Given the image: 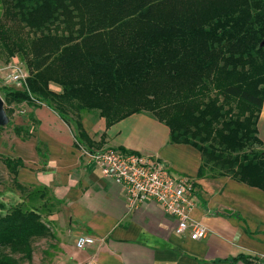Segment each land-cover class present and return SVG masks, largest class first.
Returning <instances> with one entry per match:
<instances>
[{
	"label": "trees",
	"instance_id": "16d2710c",
	"mask_svg": "<svg viewBox=\"0 0 264 264\" xmlns=\"http://www.w3.org/2000/svg\"><path fill=\"white\" fill-rule=\"evenodd\" d=\"M0 6L1 64L16 61L28 74L25 90L0 89L7 118L14 106L44 105L91 151L84 114H96L107 129L146 114L168 129L169 144L199 153L198 178H229L264 193V143L257 136L264 0H0ZM25 120L6 125L22 140L37 125L32 114ZM36 150L46 157L44 145ZM0 163L21 195L0 214V264H19L15 255L31 261L33 241L51 237L42 212L57 204L46 189L18 183L20 159Z\"/></svg>",
	"mask_w": 264,
	"mask_h": 264
},
{
	"label": "crops",
	"instance_id": "0c3cea01",
	"mask_svg": "<svg viewBox=\"0 0 264 264\" xmlns=\"http://www.w3.org/2000/svg\"><path fill=\"white\" fill-rule=\"evenodd\" d=\"M25 108L9 122L24 126L32 114L37 121L32 136L12 137L1 154L22 161L19 184L46 189L57 204L42 212L54 241L53 264H264V193L229 178H198L199 153L169 144L164 125L146 114L132 115L108 129L93 113L82 120L91 151L138 153L157 159L174 178L192 181L190 216L207 231L199 241L177 236L176 221L154 202L131 207L122 188L81 154L71 128L56 113L44 105ZM257 136L264 143V101ZM38 143L45 146L46 157L37 153ZM16 193L15 205L21 202ZM79 236L92 238L94 244L77 250Z\"/></svg>",
	"mask_w": 264,
	"mask_h": 264
},
{
	"label": "built area",
	"instance_id": "2783aa9c",
	"mask_svg": "<svg viewBox=\"0 0 264 264\" xmlns=\"http://www.w3.org/2000/svg\"><path fill=\"white\" fill-rule=\"evenodd\" d=\"M27 77V72L16 61L0 67L4 87L25 90ZM80 151L98 166L103 177L122 188L131 207L152 201L176 221L174 233L177 236L194 241L206 238V229L190 216L194 190L190 179L174 178L157 159L138 153L118 149L86 151L80 148ZM93 244L92 238L79 236L75 248L83 250Z\"/></svg>",
	"mask_w": 264,
	"mask_h": 264
},
{
	"label": "rangeland",
	"instance_id": "374dc122",
	"mask_svg": "<svg viewBox=\"0 0 264 264\" xmlns=\"http://www.w3.org/2000/svg\"><path fill=\"white\" fill-rule=\"evenodd\" d=\"M1 13H2V10L0 6V18H1ZM2 62L3 61L0 60V67L3 65L1 64ZM1 88H4V84H3V81L0 79V89ZM56 88L57 86L51 85L52 90ZM14 109H15V113H14L15 115L16 112L17 114H23L22 111L25 110L26 108H25V105H19L17 107L14 106ZM4 110H5V106H4ZM87 114L83 115L82 120L84 119L85 116H87ZM25 115H27V113H25ZM95 116L96 114L94 115V117ZM11 118H12L11 116L8 118V123ZM14 136L15 135L13 134L10 126L2 127V129L0 130V157H5L3 154H1V149L2 151L8 150L9 143L7 140L11 139ZM167 171L170 172L169 169H167ZM16 194L17 193L13 187L9 174H7L5 168L0 163V205L3 206V209H0V214H4L6 211L10 210L13 206H15V203H16L15 195ZM41 205L42 204L39 203L37 207ZM53 244H54V241L51 238L34 240L32 243L33 252H32L31 261H27L19 255H15L13 256V258L16 259L19 264H53L55 257H56V255L54 254V251L51 249Z\"/></svg>",
	"mask_w": 264,
	"mask_h": 264
},
{
	"label": "water",
	"instance_id": "95a60500",
	"mask_svg": "<svg viewBox=\"0 0 264 264\" xmlns=\"http://www.w3.org/2000/svg\"><path fill=\"white\" fill-rule=\"evenodd\" d=\"M8 123V118L4 110V104L3 101L0 97V128L6 126ZM264 156V153H263Z\"/></svg>",
	"mask_w": 264,
	"mask_h": 264
}]
</instances>
